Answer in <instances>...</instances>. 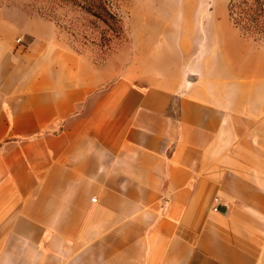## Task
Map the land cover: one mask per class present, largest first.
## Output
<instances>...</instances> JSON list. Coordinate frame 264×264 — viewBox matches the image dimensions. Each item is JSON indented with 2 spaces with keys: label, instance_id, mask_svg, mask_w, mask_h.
Instances as JSON below:
<instances>
[{
  "label": "crops",
  "instance_id": "0c3cea01",
  "mask_svg": "<svg viewBox=\"0 0 264 264\" xmlns=\"http://www.w3.org/2000/svg\"><path fill=\"white\" fill-rule=\"evenodd\" d=\"M223 64L138 77L38 18L0 41V264H264L261 125Z\"/></svg>",
  "mask_w": 264,
  "mask_h": 264
},
{
  "label": "rangeland",
  "instance_id": "374dc122",
  "mask_svg": "<svg viewBox=\"0 0 264 264\" xmlns=\"http://www.w3.org/2000/svg\"><path fill=\"white\" fill-rule=\"evenodd\" d=\"M232 0H0V41L19 39L32 18L53 24L77 52L154 77L164 61L209 77L225 65L242 79L240 107L261 125L244 131L264 164V40L237 29ZM108 11L107 14L105 12ZM263 39V38H262Z\"/></svg>",
  "mask_w": 264,
  "mask_h": 264
},
{
  "label": "trees",
  "instance_id": "16d2710c",
  "mask_svg": "<svg viewBox=\"0 0 264 264\" xmlns=\"http://www.w3.org/2000/svg\"><path fill=\"white\" fill-rule=\"evenodd\" d=\"M105 12L109 13L106 9ZM230 17L245 35L264 40V0H232Z\"/></svg>",
  "mask_w": 264,
  "mask_h": 264
},
{
  "label": "built area",
  "instance_id": "2783aa9c",
  "mask_svg": "<svg viewBox=\"0 0 264 264\" xmlns=\"http://www.w3.org/2000/svg\"><path fill=\"white\" fill-rule=\"evenodd\" d=\"M93 202H95V200H93Z\"/></svg>",
  "mask_w": 264,
  "mask_h": 264
}]
</instances>
